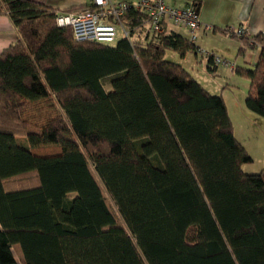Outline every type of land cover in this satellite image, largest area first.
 <instances>
[{
	"label": "trees",
	"instance_id": "1",
	"mask_svg": "<svg viewBox=\"0 0 264 264\" xmlns=\"http://www.w3.org/2000/svg\"><path fill=\"white\" fill-rule=\"evenodd\" d=\"M0 13L19 35L0 54V264H264V170L243 171L223 96L166 58L196 44L77 41L33 0ZM231 36L260 47L233 69L264 117V33Z\"/></svg>",
	"mask_w": 264,
	"mask_h": 264
},
{
	"label": "built area",
	"instance_id": "2",
	"mask_svg": "<svg viewBox=\"0 0 264 264\" xmlns=\"http://www.w3.org/2000/svg\"><path fill=\"white\" fill-rule=\"evenodd\" d=\"M133 12H139L143 20L131 27L128 16ZM56 22L59 27L71 28L77 41L111 44L142 29H146L149 39L157 38L165 33L170 24L187 28L188 39L196 44L202 31L212 32L214 29L212 25L201 21L198 3L193 2L182 8L169 5L166 0H89V4L80 10L58 13ZM227 33L237 37L248 35L243 26L229 27ZM197 51L205 58L213 56L214 64L235 66L228 59L199 46Z\"/></svg>",
	"mask_w": 264,
	"mask_h": 264
},
{
	"label": "crops",
	"instance_id": "3",
	"mask_svg": "<svg viewBox=\"0 0 264 264\" xmlns=\"http://www.w3.org/2000/svg\"><path fill=\"white\" fill-rule=\"evenodd\" d=\"M37 3L44 5L45 7L55 10L58 13H66L80 10L89 4V0H33ZM113 1H135V0H113ZM169 5L176 7H186L189 4L196 2L200 5V17L201 21L205 24H210L213 26L215 31L212 32H204L200 33L201 38L207 40L214 41H227L232 44H239L240 49L244 47V52L246 50L256 52V60L254 63L256 64L259 56H260V47H248L245 45L241 39L232 37L226 33L220 32L221 29H225L227 27H238L243 26L248 31V37H252L255 35H259L264 33V0H166ZM166 32L168 34L176 33L184 38H188V29L183 26L176 25H168ZM18 31L14 23L8 14L0 13V54L3 53L7 48L13 45L18 39ZM199 36V38H200ZM150 40V39H149ZM199 40V39H198ZM197 46L201 47V42L197 41ZM202 48V47H201ZM211 49H214L213 47ZM218 49V48H216ZM215 53L214 51H212ZM194 56L200 57V54L193 52ZM221 57L226 54V51L222 48H219V52ZM217 53H215L217 55ZM189 54V53H188ZM188 54L182 59H186ZM201 63L206 64V70L210 72V74H217L219 70V66L223 65H214L209 63L208 59L201 56ZM204 61V62H203ZM182 64V63H180ZM185 68L186 66L182 64ZM226 67V66H224ZM234 71V67H227ZM188 69L191 74L194 73V70ZM192 69V68H191ZM193 75V74H192ZM194 76V75H193ZM200 78L194 76L201 84H203L211 93V84L206 75H199ZM204 77V82H202V78ZM209 81V82H205ZM218 94V93H217ZM227 104L229 114L231 119L233 118L231 110L229 108V104L224 96L221 94ZM250 118H248L247 126L249 127L251 120L254 119L256 121L264 124V117L257 115L256 113L250 111ZM255 114V115H253ZM258 116V117H257Z\"/></svg>",
	"mask_w": 264,
	"mask_h": 264
},
{
	"label": "rangeland",
	"instance_id": "4",
	"mask_svg": "<svg viewBox=\"0 0 264 264\" xmlns=\"http://www.w3.org/2000/svg\"><path fill=\"white\" fill-rule=\"evenodd\" d=\"M206 39L207 40H204L200 36L198 40L199 43H202L201 47L205 50L217 53L219 52V48H222L226 51L223 58L233 62L235 66L240 68H253L255 66L254 61L256 60V52L250 51L249 48L246 50L247 52H241L239 44L236 45L231 42L220 40L211 41L208 40L209 38ZM212 47L214 49H211ZM217 55L221 54L217 53ZM166 58L177 63H182L186 66V68L194 70V73L192 74L198 78H200L198 74L202 76L206 75L212 86L210 90L214 92V94H224L233 116L232 122L235 136L244 145L248 153L253 158L252 162L245 163L243 165V171L251 174L262 172L264 170V124L252 119V123H250L248 127L246 122L248 118H250V110L245 104V100L250 89V79L224 66H219V70L216 75L210 74V72L205 69V62H200L202 59L201 55L198 58L194 56L193 52H189L186 59H182L179 53L169 50L167 51ZM204 80L205 79L203 77L201 81L204 82ZM109 81L110 78H105L103 80L106 89L110 88ZM18 183L19 182L15 181L10 183V185L16 186ZM105 194L110 206L117 213L119 220H121L112 198L107 191H105Z\"/></svg>",
	"mask_w": 264,
	"mask_h": 264
}]
</instances>
